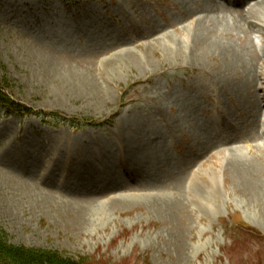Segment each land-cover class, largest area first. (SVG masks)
<instances>
[{
	"label": "rangeland",
	"instance_id": "obj_1",
	"mask_svg": "<svg viewBox=\"0 0 264 264\" xmlns=\"http://www.w3.org/2000/svg\"><path fill=\"white\" fill-rule=\"evenodd\" d=\"M208 3L0 0L1 96L29 111L0 104L6 244L56 251L74 264H264V199L232 184L216 158L226 152L207 153L220 126L208 100L214 89L239 126L247 119L239 112L249 114L243 127L256 136L258 109L249 106L264 85V2L245 12L252 32L241 14L219 18ZM193 17L215 19L225 59L189 41ZM232 47L243 50L242 64L231 63ZM259 153L250 161L264 169ZM196 159L202 174L189 185ZM70 160L84 174L74 181L62 173ZM233 213L263 238L234 242Z\"/></svg>",
	"mask_w": 264,
	"mask_h": 264
},
{
	"label": "bare ground",
	"instance_id": "obj_2",
	"mask_svg": "<svg viewBox=\"0 0 264 264\" xmlns=\"http://www.w3.org/2000/svg\"><path fill=\"white\" fill-rule=\"evenodd\" d=\"M205 3H208L209 7L212 6V11H214L215 14H218L221 10H227L228 8H224V9H219L217 4L214 3L213 0H204ZM246 1H253V5L252 7L256 4L260 5L262 4V0L258 1V0H239L238 1V4L239 5H244V4H248V2ZM262 1V2H261ZM260 3V4H259ZM206 5V4H205ZM255 5V6H256ZM200 7V6H198ZM261 7V6H260ZM223 8V7H222ZM238 8H240V6H238ZM250 8V7H249ZM210 16V15H209ZM217 16V15H216ZM206 17V16H205ZM246 20V18H245ZM190 25H188V27H193L192 29H190V32L192 34H190L191 36H189L190 38V42L192 41L193 44L197 45V48L199 53H203L204 55H208V54H213V53H217L218 56H220L222 59H225L227 56H226V53L228 51V44L225 45L224 43H221L220 41H217V36L215 35V19L214 20H210L208 18H200V17H196V19H193L190 21ZM218 22V21H217ZM216 22V23H217ZM247 29H252L253 28V24L250 23V22H247ZM192 24V25H191ZM41 29V28H40ZM189 34V33H188ZM223 34V33H222ZM216 37V38H215ZM220 38V37H219ZM188 41V42H189ZM187 42V43H188ZM185 43V42H184ZM195 45H192V46H195ZM234 45V44H233ZM171 48V47H170ZM180 50V49H179ZM193 50V49H192ZM195 50V48H194ZM238 51V52H237ZM230 60H231V63L232 62H235L236 64V61L240 62L239 64H242L244 62V52L243 50L241 49V51L239 49H236L234 48L233 50V47L230 48ZM254 53H256L254 50H253ZM210 54V55H211ZM250 54V53H249ZM209 55V56H210ZM247 55V54H246ZM202 56V55H201ZM252 56V55H251ZM258 56V55H257ZM194 57V56H193ZM243 61V62H242ZM226 62V61H225ZM229 62V61H228ZM230 63V62H229ZM233 64V63H232ZM222 66V65H221ZM230 66V65H229ZM237 66V65H236ZM223 67V66H222ZM231 67V66H230ZM241 67V66H240ZM233 68V66H232ZM246 68V67H244ZM228 69V68H227ZM247 72V71H246ZM249 73V71H248ZM260 79H261V76H260ZM263 82L264 83V79H261L259 83ZM228 84V83H227ZM261 85V84H260ZM263 87L264 85L262 86H258L256 88L255 91H253L252 94H255L254 96V99H255V102L252 106H249L251 107L249 111H253L254 109H258V118H257V124H256V129L257 127H259L260 125H262V136H263V139H264V93H263ZM260 93V95H258L257 98L256 97V94L257 93ZM251 101H253V99H251ZM256 112V110H255ZM255 115V114H254ZM249 116V114H248ZM253 116V115H251ZM175 117V116H174ZM222 117L224 118V116L222 115ZM231 119V118H230ZM249 119H250V116H249ZM256 119V118H255ZM254 119V120H255ZM253 121V120H251ZM239 124V123H238ZM235 121L234 122H231L230 120H228V123H227V128L228 130L230 131V134H227L225 137H218L219 134H216L217 137L216 138V144L217 146H213L214 148H211V149H207V153L209 154V157L213 156L215 157L214 155H217L216 153L217 152H221V153H224L226 152V155L224 157H219V156H216L217 159H221V163H222V168H223V171L225 172L226 170H228V173H229V176L230 178L233 180L234 183L232 184H236V187L238 188V190H240L244 196H248L249 198L251 199H254V200H260V199H264V169L262 168H259L258 166H256V164L252 163V159L249 157V158H246V156H243L242 154V151L239 150L238 148L239 147H232V146H226L225 142H228V143H235V141L239 140L240 142H246V141H250L248 140L249 136H246L245 134V130L247 128L243 127V126H239ZM254 124V123H253ZM202 127V125H201ZM255 127V125H254ZM203 128V127H202ZM206 128V127H205ZM253 128V127H252ZM242 129V131H241ZM204 130V129H203ZM206 130V129H205ZM204 130V131H205ZM209 130L206 131V133L208 132ZM239 131V132H238ZM245 136H243L244 134ZM209 135V134H208ZM211 136V135H209ZM251 138H259L260 136H250ZM213 138V137H212ZM255 139V138H254ZM215 140V139H214ZM198 143V142H197ZM224 144V147H221L222 145ZM207 145H210L212 143H210V140H208L207 143H205ZM220 146V150H216V148ZM204 147V146H203ZM212 147V146H211ZM205 149V148H204ZM212 149H215V152H212L211 150ZM252 151L254 152L253 154L255 155L257 152H263V155H264V144L261 145V144H255L253 146V149ZM234 153V158H231V156L229 155V153ZM237 152V153H236ZM205 154V155H208V154ZM204 155V156H205ZM259 155V154H258ZM192 156V155H191ZM190 156V157H191ZM257 156V155H256ZM182 157V156H181ZM261 157V156H260ZM196 158V157H194ZM203 158V157H202ZM254 158V157H253ZM258 158V157H257ZM182 159V158H181ZM180 159V160H181ZM185 159V158H184ZM216 159V160H217ZM179 160V159H177ZM201 160V158H200ZM203 160V159H202ZM208 160V159H207ZM251 160V161H250ZM219 161V160H218ZM189 162V161H188ZM196 162H197V159H196ZM263 162V166H264V161ZM177 163H180V161H178ZM198 163V162H197ZM183 165V163H181ZM200 164V162L198 163ZM204 164V163H203ZM176 165V164H175ZM201 166H202V163H201ZM178 168V167H177ZM198 170H192L191 173H190V176H189V179H190V183H193L192 182V179H194V177L197 174ZM179 173V172H178ZM200 174V173H199ZM214 175V174H213ZM178 176V175H177ZM211 179V178H210ZM81 180V179H80ZM209 181V180H208ZM178 182V181H177ZM210 182V181H209ZM179 183V182H178ZM217 183V182H216ZM207 184V183H206ZM208 185V184H207ZM216 185V184H214ZM217 186V185H216ZM194 187V186H193ZM199 190L196 191L195 194L197 193H200V191L198 192ZM205 193V192H204ZM203 195V194H202ZM261 201V200H260Z\"/></svg>",
	"mask_w": 264,
	"mask_h": 264
},
{
	"label": "trees",
	"instance_id": "obj_3",
	"mask_svg": "<svg viewBox=\"0 0 264 264\" xmlns=\"http://www.w3.org/2000/svg\"><path fill=\"white\" fill-rule=\"evenodd\" d=\"M4 90L3 85L0 84V104L8 107L19 113H27L28 109L21 107L13 103L12 101L3 98L1 91ZM256 234L257 232L254 231ZM257 236V235H256ZM3 232L0 231V252L4 255L9 256V259H13L14 264H74L75 261L72 258L65 257L56 251H43L33 250L24 247H12L6 244L3 239ZM0 264L4 263L2 257H0Z\"/></svg>",
	"mask_w": 264,
	"mask_h": 264
}]
</instances>
